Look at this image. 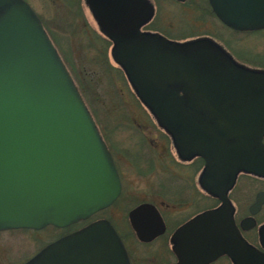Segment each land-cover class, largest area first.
Returning a JSON list of instances; mask_svg holds the SVG:
<instances>
[{
  "label": "water",
  "instance_id": "1",
  "mask_svg": "<svg viewBox=\"0 0 264 264\" xmlns=\"http://www.w3.org/2000/svg\"><path fill=\"white\" fill-rule=\"evenodd\" d=\"M84 1L137 96L182 159L204 160L200 182L222 202L174 231L176 264H205L220 253L234 264H264L241 238L227 199L239 170L264 176V71L238 64L209 39L142 32L152 12L146 0ZM210 3L235 30L264 28V0ZM120 191L113 155L42 20L25 0H0V230L65 227L109 206ZM128 217L142 240L164 231L151 203ZM24 264L130 262L112 224L99 219Z\"/></svg>",
  "mask_w": 264,
  "mask_h": 264
},
{
  "label": "flooded vegetation",
  "instance_id": "2",
  "mask_svg": "<svg viewBox=\"0 0 264 264\" xmlns=\"http://www.w3.org/2000/svg\"><path fill=\"white\" fill-rule=\"evenodd\" d=\"M225 1L232 5L234 0ZM247 1L254 3L260 0H236V2ZM146 2L152 12L148 19L139 26L142 32L159 34L175 41L209 39L224 49L238 64L264 71V53L248 55L247 52L236 51L232 49L230 38L222 32V28H225L231 33L264 34V28L239 31L225 25L216 15L210 0H146ZM83 3L89 9L85 1ZM250 9L256 11L259 7L253 6ZM97 28L101 31L98 24ZM179 36H187L188 38L183 40L175 38ZM233 50L237 52L240 58L235 57ZM169 136L176 153V162L180 164V173L172 175L174 179L169 178V175L166 174L160 175L156 184H151L149 190L151 195L149 197L137 196L138 198H135L134 195L126 191L123 171L113 157L121 182V191L118 197L109 206L96 211L86 219L79 220L65 227H57L61 231L60 235L51 238L43 245H41L38 238H36L38 241L31 239L35 241H33L32 247L34 251L29 254L23 247V239H19L17 246L20 247L16 251L14 244L9 243L7 250L11 252L12 259L7 264H24L48 243L99 219L108 220L117 231L126 249L130 264L178 263L179 259L173 248L174 242H172L174 231L200 213L216 209L222 202L215 193L205 189L200 182L204 169V160L198 155L182 159L176 151L170 134ZM130 161L134 166H140L141 164L138 157H132ZM150 167L152 166L146 163L144 169L150 170ZM139 168L142 169L141 167ZM227 199L241 238L264 255V176L239 170L232 185L227 190ZM141 203L154 205L164 223V231L147 240H142L137 236L128 217L129 211ZM24 230L37 231L39 229L12 228L0 230V233ZM183 240L184 237L179 238L178 251H181V248L183 249L181 244ZM205 264L234 263L228 254L220 253Z\"/></svg>",
  "mask_w": 264,
  "mask_h": 264
},
{
  "label": "rangeland",
  "instance_id": "3",
  "mask_svg": "<svg viewBox=\"0 0 264 264\" xmlns=\"http://www.w3.org/2000/svg\"><path fill=\"white\" fill-rule=\"evenodd\" d=\"M25 1L33 8L42 20L47 33L62 59L64 56L63 53H66L68 50L72 51L71 62L77 68V74L79 73L78 79L90 80L91 84H93L90 92H86V95L88 96L87 99L92 106V109L100 108V110H97V118L99 119L101 129L106 134L104 139L108 148L123 171L126 191L134 195L135 198L149 197L151 195L149 193L151 184H156L160 175L166 174L169 175V178H173L172 175L178 174V172L180 173V169L172 165V162L168 157V153H170L177 158L176 153L170 138L167 137V134L163 130L164 128L157 125L149 111L143 107L144 110L133 99L130 93V91H132L130 84L115 74L112 75L113 79L112 83H110L107 75H103L98 67L89 64V57L94 52L93 50L87 51L83 47L80 48L79 44H81V41H79V37L81 36L77 35L79 29L81 30L87 25L98 29L89 9L84 3H82V16L73 17L70 15L69 10L70 8L76 10L77 7H73L69 4L68 0ZM75 13L76 12L74 11V14ZM69 21L74 22V34H71L68 30L67 32L61 31L58 27V25H66ZM46 24L54 34L49 32ZM86 29L89 32L90 28ZM222 32L230 38L231 45L233 46L232 49L239 52H247L248 55H251L252 53H264V34L249 33L246 35L241 33H231L225 28H222ZM236 51L233 50L235 57L240 58ZM239 60L243 61L241 59ZM248 64L257 65L251 63ZM75 83L77 85L76 81ZM94 96L96 97V101L92 99ZM121 107L124 108V111H120ZM102 110L108 114L107 121H110L109 125H107L108 122L105 121V115H103L104 112L101 113ZM123 112L125 114H123ZM124 115H127L130 118L132 121L131 124L129 126H113L114 124H117L118 121H124L126 123ZM138 149L139 154L137 153ZM132 157H139L141 161L140 166H134L132 164L130 161V158ZM162 157L163 159L161 162L164 163V168L161 164L155 163L152 164L153 166L150 167V170L144 169L145 164L149 160L158 161L157 158L160 160ZM53 235L54 231L50 228H42L37 231L24 230L19 232H1L0 264H7L12 259L11 252L7 250V245L9 243L14 244V249L16 251V249L20 247L17 246L19 239H23V247L27 254H29L34 251V248H32L34 240L31 239L37 240L36 238H38L42 245L50 240Z\"/></svg>",
  "mask_w": 264,
  "mask_h": 264
},
{
  "label": "trees",
  "instance_id": "4",
  "mask_svg": "<svg viewBox=\"0 0 264 264\" xmlns=\"http://www.w3.org/2000/svg\"><path fill=\"white\" fill-rule=\"evenodd\" d=\"M84 2V0H68V3L71 4L73 7H77L76 10H72L70 8L69 10V13L71 16L73 17H81L82 16V9H81V5L82 3ZM74 11L76 12L74 14ZM74 19V18H73ZM46 23V22H45ZM47 25V24H46ZM48 27V30L50 33L54 34L49 26L47 25ZM59 29L61 31H66L67 30L71 33V34H74V31H75V26H74V22H70L67 23L66 25H58ZM86 28H90L89 29V32L87 31ZM77 35L78 36H81L79 37V41H81V44H79L80 48H84L85 50H93V54L89 57V64L92 65V66H96L100 69V71L102 72L103 75H107L109 77V82L112 83V75H118L119 77H121L122 79H124L125 81H127L129 84V80L123 70V68L118 64L116 63L112 56H111V53H110V50H111V47H112V42L110 40V38L104 34L102 31L98 30V29H95L89 25H87L85 28H82L81 30L79 29V31L77 32ZM176 39L178 40H183V39H186L188 38L187 36H179V37H175ZM80 43V42H78ZM64 56H63V60L64 62L66 63V65L68 66V69L69 71L72 73L73 75V78L74 80L77 82V85H78V88L80 90V93L82 94L86 104H87V107L88 109L90 110L92 116L94 117V120L100 130V133H102V137L105 138L106 137V134L103 132V130L101 129L100 127V123H99V119L97 118V110H100V108H96V109H92V106L90 105V103L88 102V99H87V93L86 92H90L91 88H92V85L91 84V81L90 80H79L78 79V74H77V68L76 66L71 62V54H72V51L71 50H68L66 53H63ZM131 88H132V91H130L131 93V96L133 97V99L138 103V105H140L142 108H146L149 113L151 114V116L153 117V119L155 120L156 124L159 125V123L157 122L155 116L152 114V112L149 110V108H147V106L140 100V98L137 96L134 88L132 87V85L130 84ZM94 101H96V97L94 96L92 98ZM103 107V106H102ZM104 108V107H103ZM143 108V109H144ZM145 110V109H144ZM120 111H124V108L121 107ZM100 112V111H99ZM104 111L102 110L101 113H103ZM123 114H125L123 112ZM104 118H105V121H107V118H108V114L107 112H104ZM123 116V115H122ZM125 116V121H118L117 124H114L113 126H129L131 124V120L130 118L127 116V115H124ZM108 122V121H107ZM110 122V121H109ZM107 123V125H109L110 123ZM165 131V133L167 134V137H170L168 132L163 129ZM135 153V152H134ZM139 154V149H138V152ZM136 153V154H137ZM168 157L169 159L171 160L172 162V165H174L175 167L178 166V168L180 167V164L176 162V159L175 156H173L172 154L168 153ZM166 157V156H164ZM137 158V157H136ZM139 158V157H138ZM143 159V158H141ZM157 160H149L147 163L150 164L151 166H153L152 164H161V166L164 168V163L161 162L163 157L159 160V158H157ZM141 162V161H140ZM44 228H50V229H53L54 231V235L52 238H55L57 236L60 235L61 231L53 226V225H48ZM64 231H67V230H64ZM43 245V244H42Z\"/></svg>",
  "mask_w": 264,
  "mask_h": 264
}]
</instances>
